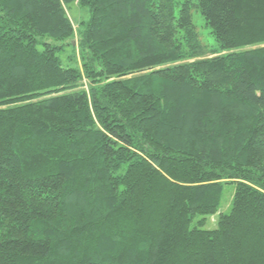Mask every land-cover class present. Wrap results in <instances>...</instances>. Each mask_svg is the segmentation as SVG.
I'll return each instance as SVG.
<instances>
[{"label":"trees","instance_id":"obj_1","mask_svg":"<svg viewBox=\"0 0 264 264\" xmlns=\"http://www.w3.org/2000/svg\"><path fill=\"white\" fill-rule=\"evenodd\" d=\"M0 264H264V0H0Z\"/></svg>","mask_w":264,"mask_h":264},{"label":"rangeland","instance_id":"obj_2","mask_svg":"<svg viewBox=\"0 0 264 264\" xmlns=\"http://www.w3.org/2000/svg\"><path fill=\"white\" fill-rule=\"evenodd\" d=\"M87 10H80L77 7H72L70 10V13H68L69 18L75 23V21H79L80 18H82L84 21L88 19ZM193 22L197 28V30L201 33V39L206 43L208 46H213L214 42L210 35H208V29L203 26V20L201 16L198 13H193L192 16ZM75 45V41L73 42ZM69 55V47H66V51L62 56L63 64L65 65V60L67 59V56ZM234 192L233 186H228L224 189V195L222 198V203L220 206L219 211L210 217H206L205 224L203 226V229L205 230H213L216 228L217 220L219 217V213H229L230 204H231V198Z\"/></svg>","mask_w":264,"mask_h":264}]
</instances>
